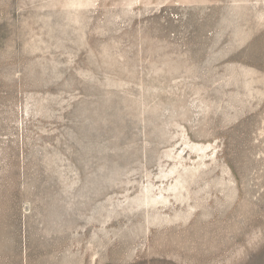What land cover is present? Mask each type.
<instances>
[{
  "label": "rangeland",
  "instance_id": "obj_1",
  "mask_svg": "<svg viewBox=\"0 0 264 264\" xmlns=\"http://www.w3.org/2000/svg\"><path fill=\"white\" fill-rule=\"evenodd\" d=\"M0 264H264V0H0Z\"/></svg>",
  "mask_w": 264,
  "mask_h": 264
}]
</instances>
